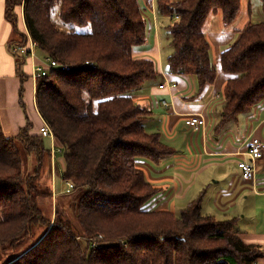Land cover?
<instances>
[{
    "label": "trees",
    "instance_id": "16d2710c",
    "mask_svg": "<svg viewBox=\"0 0 264 264\" xmlns=\"http://www.w3.org/2000/svg\"><path fill=\"white\" fill-rule=\"evenodd\" d=\"M142 2L7 0L11 42L28 44L17 10L23 3L38 51L61 65L37 79L35 98L62 148V179L73 182L75 192L74 218L65 216L58 199L52 223L39 204L53 195L52 173L44 170L51 148L39 128L32 132L31 121L16 136H7L0 122V252L15 254L0 264H253L263 255L259 245L239 237L234 220L204 214L201 195L179 213L149 208L160 189L136 160L158 162L175 151L158 132L146 131L151 110L133 96L158 76L153 59L136 55L148 40ZM154 2L172 19L170 71L194 75L200 88L213 83L217 69L206 22L220 13L223 24H231L243 0ZM261 7L264 13V0ZM221 66L229 77L217 128L264 99V19L240 31L221 53ZM24 155L34 156L31 173L24 170Z\"/></svg>",
    "mask_w": 264,
    "mask_h": 264
},
{
    "label": "crops",
    "instance_id": "0c3cea01",
    "mask_svg": "<svg viewBox=\"0 0 264 264\" xmlns=\"http://www.w3.org/2000/svg\"><path fill=\"white\" fill-rule=\"evenodd\" d=\"M147 2L152 10L153 0ZM6 5L7 0H0V122L7 136H16L28 120L36 133L44 119L35 104L36 84L30 74L33 64L42 61L43 54L37 52L33 58L12 54L9 45L14 33L6 17ZM205 33L217 75L213 83L203 88L194 75L171 72L168 63L162 62L157 45L150 46L147 42L136 51L138 57L153 59L158 71L155 80L133 95L151 110L145 122L146 131L158 132L162 141L175 151L158 162L140 157L136 165L160 189L149 202V208L171 210V206L187 205L201 195L202 212L220 220H234L239 237L246 243L259 245L263 251L253 264H264V154L254 162L255 183L242 177L238 165L246 158L243 152L250 141H264V99L248 113L239 114L217 128L229 77L222 69L221 53L239 37L240 31L210 28ZM23 74L25 81L21 79ZM163 99L171 106L164 107ZM195 112L204 114V128L186 125L187 116Z\"/></svg>",
    "mask_w": 264,
    "mask_h": 264
},
{
    "label": "rangeland",
    "instance_id": "374dc122",
    "mask_svg": "<svg viewBox=\"0 0 264 264\" xmlns=\"http://www.w3.org/2000/svg\"><path fill=\"white\" fill-rule=\"evenodd\" d=\"M153 6L154 9L151 10L148 2L146 0H143L142 2V7L145 8V16L148 19L147 20V42L148 45L150 46H158V50L160 53V56L162 58V62L167 65V57L171 54L173 50L172 46V35L170 32V29L168 28V25L172 22V19L169 16L161 15L158 12L157 5L153 0ZM22 7L23 3H21L20 9L17 10L22 12ZM219 13L212 14L209 20L206 22L205 25V32L208 31V29L212 30H217L220 31L221 28H227L232 31L239 32L241 31L244 27L248 25L250 22H258L264 19V13L262 11L261 7V0H243L242 7L236 17V19L227 27H224V25L220 22V17ZM56 23L60 27H65L66 24H64L62 21L58 19L57 16L54 17ZM212 20V21H211ZM218 22V25L216 26V23ZM155 23V25H154ZM67 27V26H66ZM210 27V28H209ZM25 28V26H24ZM81 31H89V27H83V28H78ZM36 51H38V48H36ZM13 54V53H12ZM18 57H23V56H18ZM35 104L37 107L36 103V98H35ZM38 109V107H37ZM39 111V110H38ZM54 140V141H53ZM51 139L50 137H43L44 144L47 148H51L52 144H54L56 147H58L57 141L54 139ZM61 147V146H59ZM25 157V163H24V170L27 173H31L33 171V167L35 165V159L34 156L28 155ZM63 153L62 152H56L55 154L51 153V158H48L46 156V165L45 171L49 170L52 173V184H53V195L52 197H40L39 198V204L42 207L43 213L47 217H50L52 219V223L54 221L55 217V210L57 206V200L60 199L65 205H64V210H65V216H69L72 219L74 218V212L72 211L70 207V199L73 196L75 190L73 189L71 192L66 193L65 189L67 187V183L65 180L61 178L60 171L63 169ZM50 165V168L47 166ZM186 204L180 203L179 205L171 206V210L179 213L180 209L184 207ZM76 223V220H74ZM77 224V223H76ZM78 225V224H77ZM9 255V259H13V256L15 255L14 253L9 254L7 252L6 254H2L0 252V258ZM6 258V257H5Z\"/></svg>",
    "mask_w": 264,
    "mask_h": 264
},
{
    "label": "built area",
    "instance_id": "2783aa9c",
    "mask_svg": "<svg viewBox=\"0 0 264 264\" xmlns=\"http://www.w3.org/2000/svg\"><path fill=\"white\" fill-rule=\"evenodd\" d=\"M21 17H22L26 32L28 34V44L22 45V44H17V43H11L9 45V48H10V51L14 55L23 56V57L30 56L31 58H33V57H36L37 55L36 48H38V43L30 36L29 31L26 27L23 8L21 12ZM58 66H61V65L57 60H55L54 58L50 56L43 55L42 61L35 62L33 64L30 76L35 81V84H36V81L38 78L48 75L49 70L52 67H58ZM62 66L67 67L66 65H62ZM164 85L165 84H160V87H163ZM172 85L175 86V83H173ZM161 104L164 107L171 106L170 103L165 99L161 100ZM185 123L188 127L192 129L204 128L205 127L204 114L202 112H195V113L189 114L185 120ZM39 132L41 133L43 137H50L52 140L55 138L52 132V129L45 121L39 127ZM56 152H62V148L59 146L56 147L54 144H52L51 153L55 154ZM243 153L246 155V158L238 162V165L241 169V175L245 180H250L253 183H255L256 171L254 167V162L255 160H257L264 154V141L259 140V139H253L252 141L249 142L248 147ZM60 175H62V170L60 171ZM66 183H67V187L65 189V192L69 193L74 189V184L71 181H66ZM92 244L93 245L96 244L95 239L92 240Z\"/></svg>",
    "mask_w": 264,
    "mask_h": 264
}]
</instances>
